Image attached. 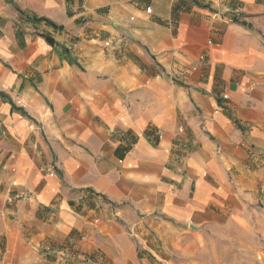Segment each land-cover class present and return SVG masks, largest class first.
Here are the masks:
<instances>
[{
  "label": "crops",
  "instance_id": "obj_1",
  "mask_svg": "<svg viewBox=\"0 0 264 264\" xmlns=\"http://www.w3.org/2000/svg\"><path fill=\"white\" fill-rule=\"evenodd\" d=\"M259 203L264 0H0V264H218Z\"/></svg>",
  "mask_w": 264,
  "mask_h": 264
},
{
  "label": "rangeland",
  "instance_id": "obj_2",
  "mask_svg": "<svg viewBox=\"0 0 264 264\" xmlns=\"http://www.w3.org/2000/svg\"><path fill=\"white\" fill-rule=\"evenodd\" d=\"M254 210L255 213L251 217L254 227L251 232L237 231L233 234L239 238L217 242V248L213 250L221 261L218 264H264V204L254 205ZM151 234L154 235L156 243L160 246L156 249L160 253L156 255L167 260H157V264H179L177 254L168 253L167 250L161 248V241L157 242L155 232L151 230ZM189 244H191L190 254L182 257L184 264H211L208 262L210 248L204 247V241L199 240ZM139 247H142L140 250L147 251L141 243H139ZM189 258L194 262L188 263Z\"/></svg>",
  "mask_w": 264,
  "mask_h": 264
},
{
  "label": "built area",
  "instance_id": "obj_3",
  "mask_svg": "<svg viewBox=\"0 0 264 264\" xmlns=\"http://www.w3.org/2000/svg\"><path fill=\"white\" fill-rule=\"evenodd\" d=\"M146 11L147 12H149V9L147 8L146 9ZM109 45V43L108 42H106L105 43V46H108ZM11 201V199H8V202H10ZM151 219L153 220V221H158L159 220V217L158 216H153V217H151ZM129 233L138 241V243H139V241H140V239H139V236H138V233H137V231L136 230H134V228H130L129 229ZM98 258H100V257H98Z\"/></svg>",
  "mask_w": 264,
  "mask_h": 264
}]
</instances>
